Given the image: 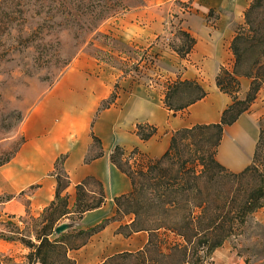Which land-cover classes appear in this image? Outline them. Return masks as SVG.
I'll return each mask as SVG.
<instances>
[{
  "label": "trees",
  "instance_id": "16d2710c",
  "mask_svg": "<svg viewBox=\"0 0 264 264\" xmlns=\"http://www.w3.org/2000/svg\"><path fill=\"white\" fill-rule=\"evenodd\" d=\"M48 1L54 3L58 0ZM62 1L66 20H82L87 17L94 20L91 24L94 27L98 21L117 14L120 8L125 9L123 0ZM244 17L245 22L238 27L230 46L235 57L234 68L231 71L221 67L216 76L217 87L232 100L220 122L198 124L173 132L168 150L155 159L149 158L137 148L127 156L122 147L116 146L111 161L130 178L132 190L114 199L115 213L112 217L79 231L81 235L86 234L90 239L111 222H121L125 217H132L130 223L120 226L118 233L125 237L138 232L149 234L141 250L135 253L123 252L127 256L140 258L138 264H207L215 250L222 247L230 237L241 234L252 215L264 208V121L260 123L259 138L248 167L235 173L217 160L224 129L233 125L250 109L264 84V0H252ZM91 26H88L89 29ZM175 37L181 39V44H172L171 47L181 59L187 58L197 43L195 37L180 27ZM240 78L251 81L245 99L238 96L241 90ZM207 94L197 80L178 78L167 83L164 104L170 111L178 112L202 100ZM117 99V93H112L102 102L99 111L110 108L116 104ZM184 99L186 102H183ZM156 133L155 126L137 125V134L143 141H148ZM93 139L94 146L101 149V141L97 137ZM102 155L101 150L98 156ZM133 157L135 165L131 163ZM64 159L59 158L55 164V199L44 209L40 228L32 229L28 235L18 228L15 232L18 236L2 238L5 241L20 242L29 249V264H52V254L58 249H65L67 257L69 250L79 249L86 244L87 241L79 247L70 248L64 242V235L51 240L56 235L54 221L60 211L59 206L62 207L61 216H83L106 203L102 183L88 177L76 186L75 211H70L68 196L65 194L70 181L62 168ZM10 160L1 162L0 167ZM92 184L99 190V199L95 203L88 202L89 195L94 193L89 189ZM47 212L51 213L46 216ZM122 230L129 231L124 233ZM161 231L174 236L168 253H163L161 249L164 242L160 237Z\"/></svg>",
  "mask_w": 264,
  "mask_h": 264
},
{
  "label": "rangeland",
  "instance_id": "374dc122",
  "mask_svg": "<svg viewBox=\"0 0 264 264\" xmlns=\"http://www.w3.org/2000/svg\"><path fill=\"white\" fill-rule=\"evenodd\" d=\"M251 1L123 0L125 9L120 8L117 14L98 21L94 27V20L87 17L66 20L62 0H0V163L12 159L18 151L24 142V119L76 60L89 58L94 66L92 73L109 81L117 98L142 88L152 96H161L164 102L167 83L181 78L184 68L190 65L171 47L181 44V39L175 37L176 30L189 29L197 35L201 29H216L219 20H240L231 26L235 37L238 27L245 22L244 13ZM223 57L221 67L232 71L235 57L231 47ZM246 94L240 90L238 96L245 99ZM263 121L264 118L260 123ZM131 163L134 164V157ZM89 189L94 193L89 195L88 202L95 203L99 199L98 187L92 184ZM7 197L0 195V201ZM23 199L27 212L21 216L0 210L1 264H29V249L20 242L2 239L18 236V228L25 235L40 228L44 210L33 213L29 200L26 196ZM74 205L69 202L70 211H75ZM59 208L55 226H69L60 234L65 236L64 242L70 248L86 241L87 244L88 236L79 233L85 214L61 216L62 207ZM131 218L125 217L121 222H130ZM60 235H53L51 240ZM160 237L164 240L161 249L168 253L174 236L161 231ZM64 250L52 254V264H75L67 259ZM140 262V258L118 253L99 264ZM207 264H264V209L252 215L241 234L230 237L215 250Z\"/></svg>",
  "mask_w": 264,
  "mask_h": 264
},
{
  "label": "crops",
  "instance_id": "0c3cea01",
  "mask_svg": "<svg viewBox=\"0 0 264 264\" xmlns=\"http://www.w3.org/2000/svg\"><path fill=\"white\" fill-rule=\"evenodd\" d=\"M230 21L219 20L216 29H201L197 35L187 29L197 43L188 58L182 59L190 65L184 68L180 79L197 80L208 94L178 112L167 109L161 96H152L142 88L121 95L116 104L99 111L112 94V84L92 73L94 66L89 58L71 64L26 116L21 127L24 142L12 159L0 167V195L9 196L0 203V210L16 217L25 214L24 196L33 213L49 207L57 187L55 164L65 157L62 168L70 181L65 194L72 205L76 186L88 177L102 183L106 196L105 205L84 215L80 229L87 230L112 217L114 199L132 190L130 178L111 161L116 146L122 147L127 156L137 148L151 159L159 158L168 150L173 132L219 123L232 103L231 97L216 85L224 52L234 38L231 26L240 20ZM240 81L241 93L245 94L251 81ZM263 118L264 84L250 109L224 129L217 160L228 170L239 173L251 164ZM138 124L155 126L157 133L143 141L137 134ZM93 137L101 141V149L94 146ZM101 150L103 155L98 156ZM130 222H111L87 244L69 250L67 257L75 264H99L115 254L141 250L148 233L138 232L129 239L118 233L121 225Z\"/></svg>",
  "mask_w": 264,
  "mask_h": 264
},
{
  "label": "water",
  "instance_id": "95a60500",
  "mask_svg": "<svg viewBox=\"0 0 264 264\" xmlns=\"http://www.w3.org/2000/svg\"><path fill=\"white\" fill-rule=\"evenodd\" d=\"M68 228H69L68 225H66V224H62V225L58 226V227L55 229V233H56L57 235H60V234H62L63 232H65ZM0 264H1V262H0Z\"/></svg>",
  "mask_w": 264,
  "mask_h": 264
}]
</instances>
